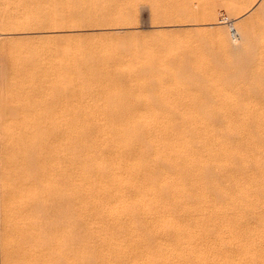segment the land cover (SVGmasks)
I'll return each instance as SVG.
<instances>
[{"label": "rangeland", "instance_id": "rangeland-1", "mask_svg": "<svg viewBox=\"0 0 264 264\" xmlns=\"http://www.w3.org/2000/svg\"><path fill=\"white\" fill-rule=\"evenodd\" d=\"M262 2L263 0H0V66L3 62L7 63L8 61H10L9 63H22L21 59L25 61L35 60L34 62L37 64L36 81L43 88L42 98L40 97L38 99L40 102L38 103L37 100L36 103L40 104V106H37V109L41 107L40 109L45 112H43V116L40 114L42 118H83L85 120L89 117L88 120L92 118L99 120L137 117L148 121L149 129H151V134L154 136L172 137L173 134L185 133L183 136H190L191 134L195 142L203 138L204 135V137L207 135L209 137V134H213L214 136L211 135L212 137L221 138L222 136L223 140L228 138L226 139L228 142L230 141L229 139L233 138L232 141L236 146L230 141L231 145L236 150L238 149V145L242 150L244 154L241 155L242 157L244 156L243 158L240 156L242 160L244 162H251H245L246 165H244L241 158L237 156V159L232 158L230 160V167L225 166L227 169L230 168V170H223L224 173H222V169L225 168L217 167V172L215 170L214 175L217 173L216 175L221 177L219 180H223L224 178V181L225 179L228 181L230 176L228 174L231 173L233 180H230L234 182L229 181L232 184H242V186L233 187L236 185H232L229 181L228 183L226 181L224 184L222 183L223 186L221 188L225 189V196L228 195L229 191L233 190V192H230L231 194L229 193L230 197V195L237 194L239 190H246L243 188L245 182L241 181L243 180L240 177L241 175L244 174L246 176L251 174V178L255 175L257 177L254 178H259V180H261V176L264 180V162H262L264 160V151H262L264 150V147H262L264 146V143H262L264 142V78H262L264 77V57L261 60L257 58L255 66L252 65L255 69H252L246 63L245 57L247 55L244 54L245 49L240 39V32H242L243 28L244 31H246L245 29H250V27L251 30H253V27L254 30L261 31L258 30L260 29L261 19L254 16V12L260 7ZM213 7L214 9L215 7L218 8L213 11L215 14L210 12ZM109 15H114V17L123 15V18L111 20V16L106 18ZM114 17L112 16V18ZM112 21H119V23L115 22L117 23L115 24ZM256 30L255 32H257ZM262 41L260 40L257 43L260 45ZM258 49L260 50V48ZM245 53L247 54V52ZM12 59L14 61H11ZM262 60L263 62L259 63V65L258 61ZM242 65H246L247 69H243ZM251 69L254 70V73ZM247 70L248 74L246 73ZM257 73L260 76L262 75V77ZM256 74L259 78L256 77ZM40 109L38 110L41 111ZM3 125L0 119V264H8L7 255H9V251L12 249L11 246L14 247L15 244L16 247L12 251L14 252L16 248L15 251L20 252L17 240H20L18 237L22 230L16 226L23 225V217L21 218V215H19V218L16 214L19 207L16 204H18L19 200L17 196L10 193L14 190L17 191L16 186L20 181L16 178V173L21 162L18 161L20 163L17 165L16 161L18 157L16 156L18 154L13 149L15 148L14 142L16 141L17 134H15L16 132L5 134L2 129ZM172 127L177 130L172 129ZM182 134L178 135L182 136ZM197 134H200V136ZM229 135L232 136L230 137ZM196 144L198 145V143ZM200 145H202L201 142H199ZM199 149L201 156H203L202 154L204 156L207 154L201 153L206 152L203 151V149H206L205 147L201 146ZM15 151L16 153H14ZM256 151H259L258 155ZM206 156L202 158L206 159ZM249 156L251 157L249 158ZM257 157H260V159ZM262 157L261 164L263 166L261 165L259 170L263 171L261 173L256 172L259 168L257 165H260L259 161ZM234 161L235 164L233 165ZM239 161L242 163H239ZM168 162L165 166H167L166 168L170 172L172 168L175 169L176 165L170 161ZM230 163L235 168L237 166V168H232ZM239 164H242V168L238 169ZM249 164H252V167ZM218 169L220 172H218ZM233 170L241 171L243 174L238 172L240 175L236 173V176L233 173L237 171L233 172ZM226 171H229L227 177L225 175ZM254 172L258 173V175ZM223 174L224 177L222 178ZM238 175L240 182L238 178L235 179ZM246 177L250 178V176ZM259 180L258 183L260 182ZM263 180H261L262 183H264ZM261 182L259 184L255 183V186L258 185L257 187H263L264 189V185ZM229 184L231 185L229 186ZM225 186L227 187L225 188ZM228 187H232V190ZM244 187L246 188V184ZM259 188L256 189L257 191L250 192L254 196L247 193L249 194L248 196H251L250 199L245 196V193L249 192V190L243 193L245 195L241 194L245 196L244 198L247 200V203L245 202L246 200L242 201L243 197L241 196H235V200H238L237 197H241L242 203L245 202L249 205L252 202L253 205L252 203L251 205L256 211L257 208L255 206L260 207L261 211L258 209V214L260 215L257 216L258 214L256 213L258 211H255V214L247 212L239 220V222L243 221V223H240L239 228L242 227L243 232L246 230L247 237L252 235L251 233H255L253 237L257 239H255L257 250L258 252L262 251L261 254H264V243H261L264 242V236L260 234L259 224L257 223L258 219L260 222V219L264 217L261 216L262 210L264 213L262 205L264 204L262 202L264 190ZM226 189H229V191ZM254 193L257 195V198L259 197L257 200ZM5 194L8 197L11 194L12 196L10 195V197L12 199L8 198ZM261 195L262 199L260 198ZM211 196L209 199L207 198L210 203L209 205L207 199L205 202L203 201V203H207L208 207L204 205L203 208V203L201 202V204L199 200L198 205H201V207H198L203 212L205 208L207 210L210 209V205L213 207L214 202H212L213 198ZM5 200L7 204L4 202ZM12 200L15 201L13 207H11ZM241 201H239V204H241ZM15 206L18 207L16 208ZM242 206L246 207L244 204ZM232 207L230 206L229 208V206L227 207L224 204L223 209L226 208V210L222 211L220 209L226 213L229 209L231 211L235 208ZM7 208H9V211H11L10 208L14 210L9 212ZM212 210L214 211V208L208 210L211 211L209 212L211 215L217 213L216 215L222 218L219 219V224H216L217 222L214 219L218 220L217 216H214L216 218L213 217V220L212 216L208 217L215 222L214 229H217L214 230L216 233H212L213 238L216 237L215 239H217L219 236H224L222 238L228 239V234L225 232L227 229L223 231V228L227 227L226 220L228 218L230 220L231 217L235 219L236 215L232 212L230 213L231 217L225 214L221 217L223 214H221V211L215 210L217 212H212ZM209 213L205 214L206 218L207 214L210 215ZM249 213L256 220L248 216L247 214ZM188 214L184 213L187 218L186 221L190 223L193 218L191 215L189 217L191 216L192 219L189 218ZM10 215H14L9 218L10 222L12 220V223H8L9 221L7 220ZM181 216L184 217L183 215ZM3 217H6L7 221ZM13 217L16 220L19 218L21 223L19 225L16 224L17 221L14 222ZM248 217L251 218L250 222H247ZM225 218L226 223L223 221ZM244 218L246 219L244 220ZM107 219L106 223L109 221ZM75 220L81 221L82 218H76ZM83 220L81 221V225L84 224ZM87 220H85L86 224L82 225L86 229H81V226L79 227L80 229L78 227L74 228L75 231L78 229L77 232H80L77 234L74 231V234H72L77 240L76 243H73V248L77 252L76 255L74 254V249H70L72 252L74 251L73 253L69 251L72 257H76L77 255L80 257L86 244H94L92 245L93 247H98L97 244H100L98 248L94 249V251L96 250L95 253L91 250L96 256L101 255V252L98 253L101 250L100 246L103 244V248L102 246L101 248L104 249V245H107L105 241L107 238L105 239L104 235L101 236L103 239L100 236H96L97 231L96 233L94 232L95 229L91 227L90 223V227L87 225ZM254 221L257 224H255L256 226L254 225ZM220 224L221 226H219ZM222 224L226 227H222ZM243 224L244 227H246L245 225L247 227L251 225L249 228L251 232L248 231L247 227L243 228ZM108 225L109 228L106 227L107 230L113 231V228H115L114 222L109 221ZM8 226L13 229L10 238L18 235L15 239L13 238L14 242H18H16L17 244L12 242L11 239V241L4 239L8 242L7 246V243L3 241V238H6L3 235L5 234V232L3 233V229L5 228L4 231H6V227ZM221 227L220 231L223 233L218 229ZM17 228L20 230V233H12L13 231L17 232ZM87 228L89 231L85 232ZM256 229L260 233L258 230L256 233ZM115 230L117 232V228ZM224 232L227 234V237ZM214 234H217L218 237L214 236ZM256 234L260 235L256 237ZM91 235H95L94 238L98 243ZM118 235H120L121 240H124V233H119ZM261 236L263 241L260 240ZM20 237L22 239V233ZM84 237H87L86 239L90 243L86 242ZM100 238L102 240L105 239V242ZM161 238L162 242H164V238L161 236L158 240L154 241L155 244H158L159 241L161 242ZM82 239L81 243L80 240ZM99 240L103 243H99ZM29 246L34 249L35 254H33V257L38 256V247L32 244H29ZM7 249L8 252H5ZM80 250L82 251L81 253ZM123 255L125 256L124 253ZM122 256L123 263L124 259L125 264L130 263L127 262L129 259L126 256L125 258ZM19 259L20 262L18 259L15 261L16 263L18 262L17 264L30 263V261L24 262L23 259V263H21V258L19 257ZM251 263L255 264L256 262L247 264Z\"/></svg>", "mask_w": 264, "mask_h": 264}, {"label": "bare ground", "instance_id": "bare-ground-1", "mask_svg": "<svg viewBox=\"0 0 264 264\" xmlns=\"http://www.w3.org/2000/svg\"><path fill=\"white\" fill-rule=\"evenodd\" d=\"M216 8L217 7H215V9ZM215 9L213 7L210 12L214 13L213 11ZM110 16L111 15L106 18ZM112 16L114 17V15ZM112 16L110 18L111 20H120L123 18V15L114 18H112ZM254 16L261 19L259 25L260 29H258L261 31L258 32L255 29L257 31L255 32L253 27V30H251L250 27L248 30L245 29L246 31H244L243 28V33L238 31L240 32V39L242 40L244 51L247 52V54L244 52V54L247 55L245 57L246 63L251 67L252 65L255 66L254 64H256L258 59L261 60V58L264 57V0L260 7L254 12ZM117 23H119V21ZM259 39L263 40L262 43L260 42V45L257 43L260 41ZM258 48H260V50ZM244 54L241 55L245 56ZM22 60L23 59H21L22 63H9L10 61L7 63L3 62L4 64L2 63L0 66V119L4 124L2 129L5 134L16 132L15 134H17V136L14 142L15 148L13 149L16 150L18 154V156H16L18 157L16 161L17 165L21 162L16 173V178L20 180L19 183H17L19 187L16 186L17 191L14 190L15 192L13 191L10 193L17 196L19 200L18 202L16 198L18 202L16 205L19 206H15L16 208L18 207L16 212L19 213L16 214L18 217L19 215H21V218L23 217V225L16 227H20L19 229L22 230L21 233L23 237L21 239V233L18 228L16 229L18 230L17 232H12L20 233L18 237L20 240H17L19 243L16 241L17 244L13 240L18 235L13 237L14 239L10 238L11 231L13 230L12 224V228L8 226L6 227V231H4L5 228L3 229V233L5 232V234H2L6 236V238H3V241L7 243L6 245L8 246V242L5 240L8 239L9 241L11 239L12 242L16 243L18 248H20V252L15 251L16 248L13 252L12 250L16 247L13 243L14 247L11 246L12 249L9 251V255H7L8 264L16 263L15 261H17V259L18 261L20 260L19 257L21 258V263H23V259L24 262L30 261L29 264H125V259L123 263V259L121 258L123 253L129 259L127 262L130 263L128 264H247L250 262L254 263V261L256 262L255 264H264V254H261L262 251L258 252L255 245L256 238L253 237L255 233L252 231V235L247 237L246 230L243 232V229H241L242 227L239 228L240 223H243V221L239 222V220H241L247 212L255 214L258 211L256 214L259 213L258 209H260V207L256 205L255 208H257V211L254 210V207H252L253 203L251 202L252 205L251 203L249 205L246 204L247 200L244 198L246 196L250 199L253 195L250 192L259 188L257 187L258 185L255 186L259 178H254L257 177L255 175L251 178V174L246 175L250 176L249 178L244 176L241 171L235 170L237 171L235 172L233 170V172H235L233 174L236 176L238 172L243 174L240 176L243 179L241 181L246 184V188L244 187L245 184H243V188L247 191L249 190V192H246L245 195L243 193L246 190H239L237 194L233 196L230 195L229 197V193L233 192L232 187H228L232 191L226 189L229 192L228 195L225 196L226 191L221 188V186H223L222 183L224 184L225 181L228 183L230 179L233 180V175L231 178V173L228 174L230 175L228 181L226 179L224 181V174L222 176L223 180H219L221 177L217 176V173L215 174L216 176L214 175L215 170L217 172V167L225 168L222 169V171L230 170V168L227 169L225 166L230 167V160L232 158L237 159V156L240 157L243 154L238 145L237 150L240 149L239 151L242 153L231 145L230 141H232L233 138L229 139L230 141L228 142V140H226L228 138L223 140L222 136L220 138L212 137L214 136L213 134H209V137H207L208 135L204 137V135L203 138L200 137L201 139L197 140L202 144L199 146V142L193 141L194 137L192 138L191 134L190 136H183L185 133H178L182 134V136L173 134L174 136L172 135V137H163L161 135L154 136L151 134L152 131L149 129L150 126L148 121L137 117H131L130 119L106 118L99 120H94L93 118L88 120L89 117L85 120L83 118H42L40 114L43 116L45 112L40 109L41 107H38V109L42 112L39 111L37 106H40V104H36L43 93V88L38 84L39 82L36 81L37 64L34 62L35 60H23L25 62ZM11 61L14 60L12 59ZM262 62L263 60L258 61V64ZM242 66L243 69H247L245 67L246 65ZM252 69L255 68L252 67ZM253 71L254 70H252V72ZM246 73L248 74V70ZM257 74L260 76L259 73ZM258 75L256 76L257 78H259ZM260 77H262V75ZM39 102L38 100V103ZM9 121H11V123H9ZM164 128L167 129L166 127ZM172 129L177 130L174 127H172ZM197 135L200 136V134ZM256 142L255 144L257 145ZM196 143H198V145ZM232 143L235 145L233 141ZM201 146L206 148L205 150L203 149V151L206 152H201L207 153V156L205 155L207 157L206 159H204V154L201 156L199 152ZM16 151L14 153H16ZM257 153H259V151H256V154ZM252 154L250 155L252 156ZM251 156H249V158ZM257 158L260 159V157ZM262 160L263 157L260 161L257 160L260 162V165H257L259 168H256L258 170H256V172L261 173V171L264 170L263 168H261L263 170H259L262 165L261 163L264 162V160ZM168 161L176 165L175 169L170 168V172L167 170V166H165V164L167 165L169 163ZM242 162H244V160H242ZM242 162L239 161V163ZM245 162L243 163L244 165H246ZM232 164L234 165L235 161ZM232 164L231 167L236 169L237 166L235 168ZM252 164L249 165L251 166ZM239 165L238 169L242 168V164L240 167ZM224 171L222 173H224ZM218 172H220V170ZM228 172L226 171V177L228 176ZM256 174L258 175V173ZM239 175L235 177V179H239ZM260 179L263 180L261 176ZM261 180L259 181L261 182ZM235 182L237 181L235 180ZM231 184H229V186ZM233 184L236 185L233 187L240 185V183L238 185L235 183ZM262 185H264V183H262ZM240 186H242V184ZM226 187L227 186H225V188ZM262 189L263 187L261 190ZM6 192L8 191L6 190ZM247 193H250L251 196H248L249 194ZM210 196L213 198L212 202H214V205L213 207L210 205L211 207L209 206L210 209L208 210L214 208V211H221V209L225 211L226 208L223 209L224 204H226L227 207L229 206V208L230 206L235 207L234 209H232V207V210L229 211V209L226 213L221 211V214L223 213L221 217L224 214L231 217L230 213L232 212L236 215L235 219L231 217L229 220V218L225 216L228 219L226 220L225 218L223 220L224 222L225 220L227 221V223L225 222L227 227L224 225L226 228H223V231L227 229L225 232L228 234V239L222 238L224 236H219V231L224 227L223 222L222 227L218 228L219 237L217 234H214V236L218 238H213L212 233H216L214 230L217 229H214L215 222L212 220L214 216H217V213L211 215L209 213L211 211L205 208L204 212L208 211L206 213L210 214H207L206 218V213L199 208L201 207V205H198L199 200L200 203H203V201L205 202ZM235 196L243 197L242 201L246 200V203H242L241 197H237V199H240L239 201H241V204H244L246 207L239 204V201L235 200ZM256 196L255 194V197ZM10 198L12 199V197ZM258 198L256 197V200ZM260 198H263L262 195ZM263 200L262 202L264 203ZM4 202L7 204L6 200ZM4 202L2 201V203ZM12 202L11 207H13L15 201L12 200ZM206 204L203 203L202 207L204 208ZM209 204L208 202V205ZM262 205L264 207V204ZM205 207L208 206L206 205ZM8 209L9 208H7V210ZM10 209L11 211L14 210L12 208ZM214 211L212 210V212ZM184 213H189L188 217L191 215L193 219L191 216L189 218H191L194 223L192 221L188 223ZM6 214L8 213L6 212ZM6 214H4V216H6ZM261 214V216H264L263 210ZM14 215H10L8 219L6 217L3 218L5 220L7 219L9 221L8 223H12V220L10 222L9 218ZM247 215L250 216V213ZM259 215L260 214L257 216ZM209 216H212V220L208 218ZM252 216L250 217L252 218ZM15 217H13L14 222L17 221L16 224L19 225L21 223L20 217L18 218L19 220H16L17 217ZM217 217L218 220L222 219L219 218V215ZM76 218L84 219V224H86L85 220L88 219L87 225L89 226L90 223L91 227L95 229L94 232L96 233L97 231L96 236L101 237L104 235V238H107V240L104 239L107 245H104V249H102V244V248L100 246L102 251H98V253L101 252V255L96 256L94 254L96 251H94V249L98 248L100 244H97L98 247H93L92 245L94 244L90 245L85 243L86 245H84L83 252L80 250L82 255L80 257H78V255L72 257L70 254L72 250L70 249L75 250V248H73V243L77 242L76 238L72 236L75 231L74 228L78 227V229H80L79 227L81 226V229H86L82 227L84 224L81 225L82 220L77 221L75 220ZM107 218L110 222H114L115 228L113 229L115 230L117 228V232L116 230L115 232H113L114 230H107L106 227L109 228L110 225H108L109 221ZM251 218L248 217V221H246L250 222ZM106 219L108 223H106ZM245 219L246 218H244V220ZM252 219L254 220L255 218ZM5 220L4 222L6 223L7 220ZM215 220L217 222L216 224H219L220 220L214 219V221ZM18 221L20 222L18 223ZM257 223L259 224L261 233L258 229L255 230L256 233L258 230V232L264 236V217L260 219V222L258 219ZM255 224L254 221V225ZM219 226H221V224ZM219 226L217 225V227ZM245 226L247 227V225ZM246 227H244L243 224V228ZM250 227L248 226L247 228L249 229ZM239 230H241L243 234ZM77 231H75V233ZM86 231H89L88 228L85 232ZM248 231H250V229ZM79 232H77V234ZM82 233L84 234V232ZM119 233H124V238L122 237L124 240L120 239ZM222 233L220 234L223 235ZM227 234H225V236ZM260 234H256V237ZM92 235L91 237L94 238L95 235ZM159 236H163L164 242H162L161 238V242L159 241L158 244H155L154 241L158 240L160 238ZM262 236L260 240L263 241ZM86 238L87 237H84V240L90 243ZM101 238L103 239V237ZM94 240L96 239L94 238ZM81 241H83V239L80 240V242ZM93 242L98 243L97 240ZM101 242L99 240V243ZM81 243L80 245L83 246ZM261 243L263 244L264 242ZM10 244L12 245L11 242ZM29 244L38 247V256L33 257V254H35L34 249L31 248ZM29 247L32 250H30ZM91 250L94 253L91 252ZM5 252H8V249ZM76 253L75 250L74 254L76 255Z\"/></svg>", "mask_w": 264, "mask_h": 264}]
</instances>
